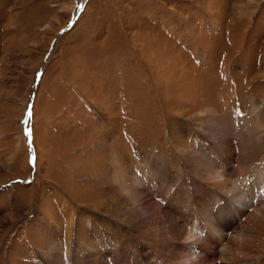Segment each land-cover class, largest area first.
Wrapping results in <instances>:
<instances>
[{"label": "rangeland", "instance_id": "obj_1", "mask_svg": "<svg viewBox=\"0 0 264 264\" xmlns=\"http://www.w3.org/2000/svg\"><path fill=\"white\" fill-rule=\"evenodd\" d=\"M193 158L237 194L264 170V0H0V264H150Z\"/></svg>", "mask_w": 264, "mask_h": 264}, {"label": "bare ground", "instance_id": "obj_2", "mask_svg": "<svg viewBox=\"0 0 264 264\" xmlns=\"http://www.w3.org/2000/svg\"><path fill=\"white\" fill-rule=\"evenodd\" d=\"M208 113L203 119L204 122L211 124L208 125L211 129L212 125L215 126L220 121H218V116L213 115L212 110ZM229 118V120L235 119L234 117ZM224 122L220 125L230 129L232 126L230 122ZM244 139L247 144L246 148L255 146L253 145L256 143L254 139L250 137ZM185 156L186 154L181 155L182 158ZM199 159H192V168L195 169L192 172L194 175L201 174L196 175L197 181L205 185L197 182L196 188L199 190L197 187L199 184L202 187L210 186L212 189L199 191L198 201L200 200L201 208L195 209L191 216L183 219L181 225L174 224L177 230L174 238L177 240L173 242L174 238L171 236L163 238L158 249V259L153 257L149 263L157 260L158 264H250L249 257L253 256L249 255L250 251H247L246 241L253 232L258 231L256 229L260 226L259 221L264 216V193H262L264 191V170L261 168L257 176L252 178L253 183L245 180L246 182L242 185L246 188L241 189V185L239 194H237L238 189L223 187L227 180L225 170L214 171L212 167L202 166ZM253 188L260 191L252 193ZM217 189L224 192L217 191ZM253 197L255 201H251ZM255 204H258L256 205L258 207ZM127 212V228L135 230L139 225V220L136 219L133 211ZM140 226L144 227L142 223ZM237 227L238 230H236Z\"/></svg>", "mask_w": 264, "mask_h": 264}]
</instances>
